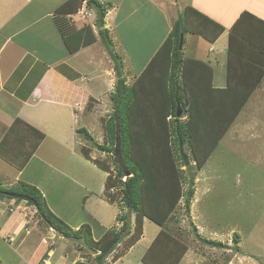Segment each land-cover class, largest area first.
Instances as JSON below:
<instances>
[{"label": "crops", "instance_id": "0c3cea01", "mask_svg": "<svg viewBox=\"0 0 264 264\" xmlns=\"http://www.w3.org/2000/svg\"><path fill=\"white\" fill-rule=\"evenodd\" d=\"M69 1L0 0V143L17 118L41 130L46 138H53L59 144L66 139L73 140L78 130L75 128L76 122L82 114L84 117L95 115L88 122L89 128H85L90 134V137L85 136V140L92 139V133L99 128L100 141L93 146L85 140L79 142L85 163L78 165L80 170L68 165L70 173L61 165L53 164L52 154L40 155L42 143L22 169L0 155V159L15 170L12 178L0 172V185L9 187L24 181L37 186L55 215L73 229L89 223L94 238L98 240L108 229L121 227L118 216L126 210L117 200L113 202L105 194L110 172L88 159L82 149H86L93 159L107 156L104 150H99V145L105 139L102 121L113 112L112 102L107 101L105 94L110 91L111 96L115 90L117 74L99 36L96 9L87 6L85 0L77 12L59 13L65 5L69 7ZM100 1L112 5L105 16V27L109 30L114 51L124 62H130L125 67V63L122 64L127 83H133L141 75L169 36L174 22L186 8L192 7L224 29L213 42L201 37L210 44L204 50L198 49V45L189 37L192 33H184L183 49L190 50L189 58L202 59L212 66L215 87L225 88L230 82L238 85V76L253 74L257 78L252 77L248 81L254 83L258 79L256 89L264 88V0ZM64 17L70 19V33L89 25L92 29L89 37L92 38L94 34L96 41L81 46L73 53L69 52L58 25L60 19L65 20ZM141 23L148 26L142 32V42L138 43L134 40V34L140 30L135 25ZM156 27L161 29L162 35ZM157 34L159 36L155 38ZM232 37V53L229 55ZM221 41L223 53L211 58L215 44ZM76 42L77 38L72 36V46ZM139 46H146V49L138 52ZM91 49L97 51L92 54ZM146 52V61L134 71L132 61ZM230 56L232 61L229 66ZM258 75H262L260 79ZM256 89L244 108L252 100V105H256L260 99H264V96L260 98L256 94ZM91 124L94 127L90 128ZM27 147L25 145L23 149ZM5 148L8 147L3 145L2 149ZM96 149L99 154H95ZM114 192L115 189L110 190V197ZM38 210L33 203L21 198L12 196L0 199V235L8 244L17 243L12 248L14 252H21L26 264H98L97 254H87L64 238L58 241L55 237L58 234L47 231L41 225L40 218L34 216ZM135 216L131 215L132 223ZM146 219L142 237L124 256L136 248L139 250L141 246L146 251L157 236L160 229L156 230L152 239L147 236ZM46 227L52 229L51 226ZM123 258L106 264H118Z\"/></svg>", "mask_w": 264, "mask_h": 264}, {"label": "trees", "instance_id": "16d2710c", "mask_svg": "<svg viewBox=\"0 0 264 264\" xmlns=\"http://www.w3.org/2000/svg\"><path fill=\"white\" fill-rule=\"evenodd\" d=\"M83 1L70 0L67 4L69 7L65 5L59 13L77 12ZM72 5L75 7L72 8ZM87 5L97 11L99 36L113 57L117 74L116 87L111 94L114 111L103 121L105 139L99 145L107 154L113 155L114 168L103 160L93 159L86 149L83 151L88 159L110 172L105 194L111 201L117 200L126 210L118 216L122 225L119 229H108L97 240L89 223L73 229L50 210L37 186L24 181L9 187L0 185V199L12 198V193L34 198L40 208L38 216L41 222L46 226L53 225L66 234L85 238L99 251L96 255L98 264H106L112 255L115 261L126 254L142 237L144 220L148 218L159 225L160 230L146 250L143 262L179 264L189 246L169 230L168 222L175 215L183 197L186 211L189 212L195 196L194 177L190 178V188L186 192L184 189L186 177L181 166L186 164L180 152V142L188 157L186 148H191L197 168L201 170L257 88L258 79L250 83L248 80L257 78L255 75H240L237 77L238 85L230 82L227 87L218 88L213 84L214 70L208 62L182 57L184 41L181 45V34L190 32L213 42L224 29L209 17L188 7L174 22L169 36L141 75L129 84L119 62L120 56L114 51L109 30L105 27V16L111 3L88 0ZM64 18L59 20L58 25L69 52L73 53L81 46L96 41L94 34L92 38L89 37L91 26L70 33V19ZM72 36L77 38L74 46L71 44ZM232 45L233 37L229 55ZM231 61L230 56L229 66ZM261 76L258 75V78ZM117 121L120 126V153L116 151ZM45 136L41 130L17 118L0 143V155L22 169ZM86 136L90 137V134ZM3 145L8 148L2 149ZM25 145L27 149H23ZM113 189L115 192L110 197V190ZM133 214L136 216L132 232ZM127 236V247L115 253ZM76 246L91 254L84 247Z\"/></svg>", "mask_w": 264, "mask_h": 264}, {"label": "rangeland", "instance_id": "374dc122", "mask_svg": "<svg viewBox=\"0 0 264 264\" xmlns=\"http://www.w3.org/2000/svg\"><path fill=\"white\" fill-rule=\"evenodd\" d=\"M87 1L85 2L88 3ZM139 25L135 27L141 32L134 34V40L141 43L142 32L146 30L148 24ZM156 28L162 35L161 29ZM158 36L157 34L155 38ZM189 37L193 39L194 44L198 45V49L204 50L206 45H210L199 35L189 34ZM221 43L222 41L215 44V52L211 53V58L217 53H223ZM145 49L146 46L140 48L138 52ZM90 51L94 54L97 50ZM182 52L184 58L191 56L188 48L183 49ZM107 54V58L111 59L115 67L111 53L107 51ZM146 59L147 52L135 58L132 61L134 71L138 70L137 68L141 67ZM119 62L125 63L124 67L130 63L124 62L123 59H119ZM255 92L260 98L264 96V88L256 89ZM105 96L113 105L110 91ZM257 99L258 97L255 98V102ZM252 103L253 100L236 117L201 170L197 168L191 148H186L191 164L181 166L186 177L184 189L186 192L190 188V178L194 177L195 196L189 212L186 211L185 197H183L175 215L168 222L169 230L189 246L182 264H264V99H260L259 104L252 105ZM112 110L114 111V106ZM94 117L95 115L84 117L83 114L79 117L75 125L78 130L73 140L65 138L66 140L59 144L53 138L48 139L45 136L43 140L46 143L41 142L43 145L40 155L52 154L53 164L61 165L60 167L69 173L68 165L80 170L78 165H84L85 160L80 151L79 142L87 139L85 136L88 133L86 130L89 128L88 122ZM92 127H94L93 124L90 125V128ZM99 132L100 129L96 128L92 133V139L85 140L88 145L93 146L96 141H100ZM96 150L95 154H99L98 149ZM99 150L102 149L99 148ZM99 159L108 163L112 169L114 168L112 154H107L106 157L103 155ZM0 172L12 178L15 170L6 161L0 159ZM34 216L39 219L38 214ZM41 225L49 232L54 231L50 228L48 230L44 224ZM134 227L135 223L132 232ZM145 229L147 236L152 239L160 227L146 219ZM51 237L54 238V235L52 234ZM55 237L59 239L58 241L62 239L59 235ZM127 240L128 236L124 237L115 253L127 247ZM10 243L8 244L0 235V264H26L21 252L16 249L14 252L12 248H15L17 243ZM143 245L145 246V243ZM71 246L76 248L75 245ZM144 251L145 248L141 246L139 250L136 248L127 256L124 254L121 256L124 258L118 264H145L143 257L146 251ZM112 256L108 257L107 263L113 260Z\"/></svg>", "mask_w": 264, "mask_h": 264}, {"label": "water", "instance_id": "95a60500", "mask_svg": "<svg viewBox=\"0 0 264 264\" xmlns=\"http://www.w3.org/2000/svg\"><path fill=\"white\" fill-rule=\"evenodd\" d=\"M183 38H184V34H181V45L183 43ZM181 113H179L180 115ZM118 123V121H117ZM116 151L117 153H120V146H121V138H120V126H119V123L117 124V133H116ZM180 152L182 154V157H183V160L185 162V164L188 166L191 164V161L189 159V157L187 156V154L185 153L184 151V147H183V143L180 142ZM13 197H16V198H21V199H24L28 202H31L33 203L37 209H40L39 206H38V202L37 200H35L34 198L28 196V195H23V194H19V193H12L11 194ZM51 228L62 238L70 241V242H73V243H76L82 247H84L85 249H87L89 252L91 253H94V254H98L99 251L95 248H93L89 243L88 241L83 238V237H79V236H75V235H69V234H66L64 232H62L60 229L56 228L55 226L51 225Z\"/></svg>", "mask_w": 264, "mask_h": 264}, {"label": "clouds", "instance_id": "9594fccd", "mask_svg": "<svg viewBox=\"0 0 264 264\" xmlns=\"http://www.w3.org/2000/svg\"><path fill=\"white\" fill-rule=\"evenodd\" d=\"M126 179V178H125Z\"/></svg>", "mask_w": 264, "mask_h": 264}]
</instances>
